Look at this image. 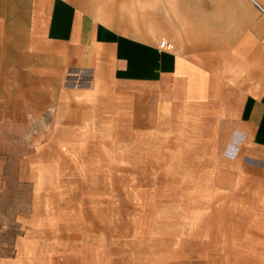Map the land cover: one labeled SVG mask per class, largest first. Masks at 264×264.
I'll list each match as a JSON object with an SVG mask.
<instances>
[{
  "label": "rangeland",
  "instance_id": "374dc122",
  "mask_svg": "<svg viewBox=\"0 0 264 264\" xmlns=\"http://www.w3.org/2000/svg\"><path fill=\"white\" fill-rule=\"evenodd\" d=\"M144 1L170 16L203 5ZM137 95L76 110L82 122L50 110L0 126V264H264L255 164L220 127Z\"/></svg>",
  "mask_w": 264,
  "mask_h": 264
},
{
  "label": "crops",
  "instance_id": "0c3cea01",
  "mask_svg": "<svg viewBox=\"0 0 264 264\" xmlns=\"http://www.w3.org/2000/svg\"><path fill=\"white\" fill-rule=\"evenodd\" d=\"M141 1L0 0V126L50 110L82 122L76 110L142 92L220 127L264 181V0L194 1L171 16ZM84 75L88 87L68 86Z\"/></svg>",
  "mask_w": 264,
  "mask_h": 264
},
{
  "label": "built area",
  "instance_id": "2783aa9c",
  "mask_svg": "<svg viewBox=\"0 0 264 264\" xmlns=\"http://www.w3.org/2000/svg\"><path fill=\"white\" fill-rule=\"evenodd\" d=\"M159 48L161 50H171L172 46L167 41H161Z\"/></svg>",
  "mask_w": 264,
  "mask_h": 264
}]
</instances>
